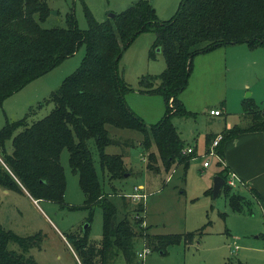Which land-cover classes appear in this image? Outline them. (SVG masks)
Wrapping results in <instances>:
<instances>
[{"label":"trees","instance_id":"16d2710c","mask_svg":"<svg viewBox=\"0 0 264 264\" xmlns=\"http://www.w3.org/2000/svg\"><path fill=\"white\" fill-rule=\"evenodd\" d=\"M50 10L48 0H0V101L84 45L79 67L43 98L44 103L52 104L47 114L29 120L30 114L26 113L0 126V191L24 189L37 201L62 203L65 173L60 153L66 148L69 166L78 174L85 196L80 207L98 205L102 209L100 240H88L89 224L81 234L66 235L76 264H119V258L123 264H145L136 256L137 240L141 238L152 249L165 252V246L177 242L181 234L150 233L147 226L136 225L140 220L132 222L125 214L117 216L110 193L104 191L96 172L89 141L93 140L102 173L106 171L109 179L122 176L125 169L120 154L105 151L110 142L107 124L141 132L140 145L147 152V166L156 172L157 158L165 170L175 164L186 168L196 153L182 152L186 145L172 116L192 113L179 94L187 86L193 57L227 43L264 46V0H180L166 20L157 17L151 0H136L104 20L94 18L84 5V29L78 27L72 11L66 14L65 26H42ZM149 29L155 36L148 56L153 57L155 48H159L165 60L160 73L139 79V91L163 97L165 111L155 123L145 122L127 104L124 94L131 87L117 68L122 50L138 33ZM242 111L247 121L225 128L215 146L221 159L226 141L248 131L264 134V109L252 99H244ZM214 136L206 134L207 147ZM7 141L11 151L6 149ZM227 171L224 166L216 174L226 179ZM221 189L233 211L252 213L247 197L232 191L226 182ZM250 189L264 209V197L255 188ZM121 200L124 208V197ZM142 209L139 206V211ZM39 234L18 235L0 224V264H37L28 251L39 245ZM11 243H17L20 250L10 248ZM223 264L245 263L227 260Z\"/></svg>","mask_w":264,"mask_h":264},{"label":"rangeland","instance_id":"374dc122","mask_svg":"<svg viewBox=\"0 0 264 264\" xmlns=\"http://www.w3.org/2000/svg\"><path fill=\"white\" fill-rule=\"evenodd\" d=\"M134 1L48 0L50 14L41 25L65 26L66 14L72 11L78 27L84 29L87 27L84 5L94 18L104 20ZM179 1L151 0L161 20L174 14ZM154 36L152 29L138 33L122 50L117 64L118 73L131 87L124 94L127 104L147 123H155L165 111L160 94L139 91L142 75L158 74L165 67L164 57L157 48L153 57L148 56ZM83 55L84 45H81L52 69L3 98L0 126L26 113L30 114L29 120L47 114L52 104L44 103L43 98L79 67ZM205 56H210L208 62L203 60ZM179 98L192 112L172 116V123L184 144L191 147L190 152L196 153L186 168L175 164L165 170L157 158L154 162L156 172L147 166L148 155L140 145L141 132L107 124L110 142L105 151L120 154L125 169L122 176L109 179L106 171L102 173L93 140L89 141L96 172L104 191L110 193L108 197L118 210L117 216L125 214L132 222L140 220L136 225L147 226L150 233L181 234L177 242L165 246V252L152 249L151 244H144L140 238L137 253L146 246L149 251L143 257H138L137 253L136 256L145 264H223L227 260L264 264V209L248 186L231 187L251 201L252 213L233 211L223 189L216 196L212 195L214 176L224 166L208 152L216 135L235 123L247 121L242 113L244 99H252L264 109V46L227 43L196 54L187 86ZM211 107L219 108L221 115L209 114ZM207 133L215 135L208 147ZM6 149L11 151L10 141L6 142ZM204 161L208 162L207 166L203 165ZM60 163L65 173L62 203L41 199L36 205L18 191H0V224L22 236L40 233L39 245L28 251L37 264H76L66 235L83 233L85 225L89 224V241L97 242L102 235V209L98 205L80 207L85 196L78 184V174L69 166L66 148L60 153ZM135 192L145 196L134 197ZM121 197L125 199L124 208ZM139 206L143 207L141 211ZM185 233L191 236L186 238ZM9 247L20 250L17 243ZM118 263L123 264V259L119 258Z\"/></svg>","mask_w":264,"mask_h":264},{"label":"crops","instance_id":"0c3cea01","mask_svg":"<svg viewBox=\"0 0 264 264\" xmlns=\"http://www.w3.org/2000/svg\"><path fill=\"white\" fill-rule=\"evenodd\" d=\"M209 58L210 56H205L203 60L208 62ZM221 113L220 110L219 115ZM223 151V165L235 174L238 184L253 187L264 197V134L259 131L243 132L226 141ZM20 193L27 195L37 205V200L29 196L24 189Z\"/></svg>","mask_w":264,"mask_h":264},{"label":"built area","instance_id":"2783aa9c","mask_svg":"<svg viewBox=\"0 0 264 264\" xmlns=\"http://www.w3.org/2000/svg\"><path fill=\"white\" fill-rule=\"evenodd\" d=\"M209 113L212 114V115H219L220 114V110L219 109H216V108H211L209 109ZM222 137V134H218L216 135L213 140L211 141V145H210V148H209V151L211 154L215 155L217 157V161H220L219 163H221L223 165V159H221L218 154L216 153L214 147L218 144V142L220 141ZM191 151V147L190 146H185L183 149H182V152L183 153H188ZM1 160V159H0ZM203 165L204 166H207L208 165V162L207 161H204L203 162ZM224 166V165H223ZM227 176H226V179L224 182H226L228 185L230 186H235L238 184V178H236L235 174L230 172V171H227ZM134 197H139V196H145L144 194H139L138 192H135L134 194H132ZM263 217H264V211H263ZM149 251V248H142V250L138 251V257H143L145 253H147Z\"/></svg>","mask_w":264,"mask_h":264},{"label":"water","instance_id":"95a60500","mask_svg":"<svg viewBox=\"0 0 264 264\" xmlns=\"http://www.w3.org/2000/svg\"><path fill=\"white\" fill-rule=\"evenodd\" d=\"M52 12H55V11H52ZM113 15H114V13H110L109 17H112ZM157 50H159V48H157ZM224 181H225V179L221 175L216 174L214 176L213 186H212V195L213 196H216L220 192V189H221L222 185L224 184Z\"/></svg>","mask_w":264,"mask_h":264}]
</instances>
